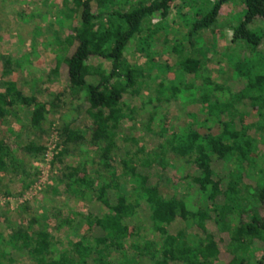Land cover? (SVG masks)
I'll return each mask as SVG.
<instances>
[{"label": "trees", "instance_id": "obj_1", "mask_svg": "<svg viewBox=\"0 0 264 264\" xmlns=\"http://www.w3.org/2000/svg\"><path fill=\"white\" fill-rule=\"evenodd\" d=\"M176 1L62 0L73 6L64 5L72 22L56 37L62 49L51 73L64 88L48 93L45 104L14 81H0V183L10 167L19 172L22 190L33 185L34 175L24 163L45 158L41 141L52 129L47 117L66 106L62 99L68 95L82 101V117L65 119L56 128L58 151L51 166L59 169L64 195L92 200L83 216L85 233L66 241L62 250L51 231L71 229L81 215L56 212L51 225L30 218L12 226L2 213L0 225L10 233L0 231V264H16L14 255L28 264H264V185L246 175L264 155V30L254 29L255 22L264 23V0H182L188 12L166 31L163 23ZM229 4L243 7L231 45L248 57L233 62L223 85L212 82L205 69L208 52L195 43L202 31L218 26ZM177 31L180 42L170 38ZM233 48L224 58L232 61ZM129 49L146 58L142 68L128 59ZM166 49L177 57L171 84H154L158 96L132 107L129 102L140 88L157 78L148 75ZM163 103L187 109L183 126L174 129L171 122L157 120ZM26 110H31L27 129L33 139L13 151L1 127ZM142 113L147 115L143 136L153 143L147 150L123 128L128 121L129 131H136ZM251 114L256 120L249 121ZM78 157L85 160L67 165ZM154 167L175 172L190 183L189 190L165 198L163 184L151 175ZM122 183L130 185L129 194L120 191ZM7 189L6 197L12 195ZM18 211L28 213V203ZM179 225L185 229L171 236ZM143 230L152 238L137 236Z\"/></svg>", "mask_w": 264, "mask_h": 264}, {"label": "rangeland", "instance_id": "obj_2", "mask_svg": "<svg viewBox=\"0 0 264 264\" xmlns=\"http://www.w3.org/2000/svg\"><path fill=\"white\" fill-rule=\"evenodd\" d=\"M64 5L62 0H0V81H14L25 95L36 96L39 102L45 104L50 100L48 93L57 94L64 88V83L59 79L58 74L53 76L51 73L55 67V60L60 57L62 49L60 45L56 44V37L61 35L63 27L68 28L72 22L68 18L69 11L65 8V6L70 8L72 5L71 3ZM242 10L243 7L239 5L229 4L224 6L218 26L202 31L200 42L195 43L197 48H202L208 52L205 69H207L208 76L214 83L224 85L225 79L229 76L227 73L228 68L231 70L230 67H233V62L242 57H248V52L245 51H241L238 55V46L235 45L234 49L231 45L232 29L238 20L242 18ZM187 12L188 6L185 2L182 0L176 1L167 22L163 23L165 30L169 31L170 24L174 21H180L183 14ZM176 27L174 24L173 28ZM254 29L264 30V23L262 21L255 22ZM181 35V31H177L170 38L172 40L176 38L180 42ZM228 48L236 50V55L230 54L232 61L227 57L224 58V54L227 55ZM260 50L264 52V38L261 40ZM127 57L131 63L140 68L146 63V58L136 54L132 49ZM176 60V55L169 49L160 51L156 57V66L159 67L153 69L148 75L150 78L155 76L158 79L155 78L150 81L146 78L148 80L147 85L142 86L139 95L133 97V100L131 99L129 102L132 107L138 108L143 103L146 104L149 97L158 96L154 94V84L161 81L171 84ZM231 75L233 76V74ZM234 78L236 79V77ZM62 101L66 106L51 110L47 117V123L52 129H50L49 136L44 137L41 141V144L46 148L47 156L43 161L33 162L31 165L24 163L23 167L34 175L33 185L27 190H22L21 185L18 183L20 181L19 172L12 170L10 167L8 172L5 173L6 175H3L0 183V215L3 213V216L8 218L9 224L12 226L24 225V222L30 218H36L44 226L51 225L50 217L56 212H60L63 216H67L71 212L82 216L75 217L71 229L63 227L51 231L56 241H59L58 250H62L66 246V241H75L85 233L86 225L83 216L92 203L90 199L78 202L64 195L63 187L58 183L59 169L57 165L54 168L51 166L52 157L58 151L56 128L65 119L82 117L80 115L82 111L79 107L82 101H73L68 95ZM154 105L156 106L157 103ZM144 108L151 110L148 105ZM159 108L157 120L162 124L171 122L170 127L174 129H178L185 124L187 109L184 110L183 106L163 103ZM30 114L31 110L17 111L18 120L10 119L6 128L1 127V131L5 130L3 133L4 139L13 151L17 150L21 142H29L33 139V135L27 129ZM146 117L147 115L142 113V117L135 121L136 131H129L132 123L123 122L124 133L138 138L145 150L153 146L152 140L143 136L145 131L143 130V124H145ZM256 118V114H251L249 121L251 119L254 121ZM7 128L8 131H6ZM118 144L122 146L121 140L118 141ZM81 160H85V158H75L67 165H76ZM260 170H264L263 154L257 157L255 167L249 168L246 173L250 180L257 183L259 187L264 185V174L260 173ZM117 171L119 170L117 169ZM166 172L168 174L162 173V170L158 167L151 169L152 177L163 184L161 185L163 196L170 198L175 194H186L190 183L182 181L181 177L175 172ZM89 173H93L91 168ZM6 187L7 190L10 189L9 191L12 194L8 197L3 195ZM120 191L124 195L129 194L131 191L130 185L122 183ZM24 203H28L29 211L21 216L22 214L18 210ZM184 227L183 225L176 226L170 231V235L175 236L177 231L184 230ZM0 231L4 235L10 233L3 224L0 225ZM189 232L193 233V230H189ZM137 236L145 239L152 238L145 230L139 232ZM257 256H261L259 251ZM14 257L17 260L16 264H28L27 259L18 255H14Z\"/></svg>", "mask_w": 264, "mask_h": 264}, {"label": "built area", "instance_id": "obj_3", "mask_svg": "<svg viewBox=\"0 0 264 264\" xmlns=\"http://www.w3.org/2000/svg\"><path fill=\"white\" fill-rule=\"evenodd\" d=\"M47 156V154L45 155V157Z\"/></svg>", "mask_w": 264, "mask_h": 264}]
</instances>
